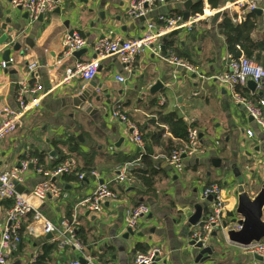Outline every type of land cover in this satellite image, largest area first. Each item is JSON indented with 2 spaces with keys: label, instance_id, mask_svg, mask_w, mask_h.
Segmentation results:
<instances>
[{
  "label": "crops",
  "instance_id": "obj_1",
  "mask_svg": "<svg viewBox=\"0 0 264 264\" xmlns=\"http://www.w3.org/2000/svg\"><path fill=\"white\" fill-rule=\"evenodd\" d=\"M129 1L63 0L59 13L52 10L41 20L32 21L23 10L0 0V62L6 48L11 50L9 57L13 60L7 68L0 66V122L4 119L5 109L15 111L17 108L16 90L18 82L25 77L28 64H37L31 79L40 83L45 93L39 109L26 114L16 131L0 140V165L17 166L21 160L32 158L29 152L33 150L47 152L45 161L49 162L57 150H61L71 154L69 157L77 160L78 167L96 171L98 179L92 176L84 178V181L76 176L55 178L66 196L61 199L48 197L40 210L57 229L63 220L74 222L85 251L103 262L132 264L133 250L144 252L153 244H160L166 264H262L226 238L220 244L217 238L209 236L204 246H212L213 251L204 261H195L199 250L189 245L191 233L196 228V225L188 223L194 204L203 206L204 216L210 211L211 201L201 199L205 187L215 183L223 190L228 212L236 203V175L254 185V193L264 180V147L259 128L248 119L243 107L234 101L224 84L211 79L226 70L231 58L217 31L221 16L211 24L212 15L216 11L227 12L232 21L239 24L248 12L246 1L221 0V6L212 9L207 0H199L207 17L195 23L190 30L182 29L177 36L168 38L165 54L159 48V53L147 51L138 55L130 72L124 70L117 58L108 57L101 60L92 80H73L70 85H59L67 67L93 58L90 48H86L79 59L62 55L63 37L71 30L78 32L89 44L101 37L128 39L144 33L147 21L158 24V17L168 15L171 10L185 11V1L166 0L164 4L153 6L145 17L133 18L127 14ZM194 1L198 0H191V4ZM254 3L260 5L264 0ZM257 17L258 25L251 34L254 39H260L264 34L261 14ZM65 22H69L68 25ZM10 34L15 38L12 46L8 47ZM169 40L173 42V50L166 47ZM15 44L19 45L16 50L13 49ZM179 52L188 55L189 61H186L195 67L197 74L188 76L164 59L169 53L177 56ZM119 74L125 77L124 82L115 80ZM158 81L161 88L151 93V86ZM92 84V98L87 100L90 109L86 112L73 106L71 98L79 96ZM244 87L247 95L261 93L258 96L264 100V82L256 87L254 94L246 84ZM95 96L99 100H95ZM161 96L165 98L163 106L158 105ZM117 103L135 124L146 123L148 132L155 130L154 123L148 120L157 111L174 112L198 129L206 152L186 158L184 170L175 173L165 165L164 158L169 153L170 143L175 148L183 142L174 139L167 132V127L160 125L164 132L152 144V158L158 164L154 167L157 173L151 188L147 190L133 177L129 184L114 182L120 166L127 163L124 156L144 152V146L139 149L129 141V129L112 116ZM262 111L264 114V107ZM249 129L253 131L252 137L246 136ZM68 135H74L78 140L73 152L68 151L67 144L53 143L65 141ZM40 180L41 176L29 168L18 186L22 188L21 192L28 191ZM102 182L108 183L115 198L104 200L100 212L89 210L84 201ZM141 203L149 207V214L139 220L133 236L123 238L126 211ZM8 204L9 200L0 199V234ZM56 235L53 233L47 238V234L36 237L22 234L21 242L9 254L7 264H31L32 258L42 253L44 244L55 243L52 239ZM136 246L138 250H135ZM46 256L49 258L46 264L79 259V253L69 248L61 250L57 247Z\"/></svg>",
  "mask_w": 264,
  "mask_h": 264
},
{
  "label": "built area",
  "instance_id": "obj_2",
  "mask_svg": "<svg viewBox=\"0 0 264 264\" xmlns=\"http://www.w3.org/2000/svg\"><path fill=\"white\" fill-rule=\"evenodd\" d=\"M63 0H9V5L13 8L23 10L30 20H37L39 16H43L59 7ZM246 9L248 11L259 8L261 12V25L264 29V3L256 5L254 2L245 0ZM166 0H130L127 7V14L133 18L145 17L147 12L155 5L164 4ZM240 5V3H239ZM214 12V11H213ZM204 12L197 13L188 20H183V16L161 15L158 17V24L147 21L146 30L140 36L123 39L121 37H101L91 44L87 39L82 37L78 32L72 31L66 33L62 40V55L71 57L75 51L83 48H90L95 57L86 61H77L72 66L67 67L60 79L59 85H70L73 80L88 82L92 80L99 67L101 60L108 57L117 58L124 70L130 72L133 63L138 55L145 52L159 53V40L169 34L173 30L187 31L197 22L205 19ZM14 35L10 34L7 46L10 47L14 41ZM167 63L175 66L183 71L186 75L197 74L195 67L176 56L173 53L164 57ZM13 62L12 58L0 62L2 68H7ZM36 63H30L26 67L25 77L18 82L15 102L16 110H4V119L0 122V140L14 133L21 125L22 118L35 110H38L44 97L43 86L38 82H33L31 75L37 68ZM203 78L202 75L199 76ZM251 77L260 87L264 82V69L256 62L240 57L238 59L230 58L226 70L216 76L211 77L216 81L224 84L230 91L234 101L241 105L251 121L254 122L261 132V141L264 147V100L258 102L253 101L241 95L237 89L244 86L247 78ZM118 82H124L125 77L121 74L115 76ZM165 98L161 96L158 99V105L163 106ZM112 116L123 123L130 131L129 141L135 143L139 149L143 147L141 134L136 124L129 116L122 111L119 103L116 104L112 111ZM246 136L252 137L253 131L246 130ZM206 147L201 141V137L197 128L189 125L186 130V140L178 147L173 148L165 156V165L170 167L175 173L184 170L185 159L194 158L203 155ZM140 156L120 166L115 174L113 181L119 184H129L133 178L129 175L130 168L139 165ZM29 168H33L40 176L41 180L30 190L19 192L17 185L22 183ZM78 168L77 160L74 157L65 159L53 170H42L37 166L35 158L21 160L17 166L2 167L0 165V199L9 200L11 205L5 210V224L0 234V264H7L9 254L12 249L21 242L22 234L32 237L38 235L53 233L57 235L52 239L57 247L61 250L65 248L72 249L79 253V259L66 261L62 264H82L80 258L85 264H111L103 262L94 254L85 251L84 246L78 237L74 222L67 220L61 221L57 229L41 212V204L48 198L55 199L64 198L61 187L55 182V178L63 175H71ZM90 176L98 179L96 171H90ZM78 180H82L85 176L83 172L76 175ZM211 196L210 211L200 219L196 224L195 230L191 233V240L201 241L204 245L214 230L220 227L222 220L226 215V199L223 190L215 183L205 187L201 193V199L206 200ZM115 198V193L109 189L108 183H99L91 196H89L84 204L89 210L101 211V203L104 200ZM149 214V207L145 204H138L125 213L124 226L135 233L138 228L139 220ZM241 250L249 255H257L262 258L261 263L264 264V239L259 242L252 243L248 246H240ZM36 256L31 260V264H36ZM132 264H166L165 252L160 244H153L144 252H137L132 260Z\"/></svg>",
  "mask_w": 264,
  "mask_h": 264
},
{
  "label": "trees",
  "instance_id": "obj_3",
  "mask_svg": "<svg viewBox=\"0 0 264 264\" xmlns=\"http://www.w3.org/2000/svg\"><path fill=\"white\" fill-rule=\"evenodd\" d=\"M186 1V0H181ZM208 4L212 9H218L221 6V0H207ZM189 12L191 15H195L197 13H202V5L200 1H194L190 5ZM183 12L181 10H171L168 15L169 16H182ZM221 20L217 23V31L218 34L223 38L224 44L227 50L229 57L233 59H238L240 57H245L246 59L252 60L257 64L261 65L264 69V34L260 39H254L251 34L256 29L258 25L257 15L252 11H248L244 16V19L239 23H235L232 21V17L227 12L221 13ZM193 29V28H192ZM191 29V30H192ZM173 42L168 41L166 47L169 50H173ZM177 56L183 58L184 60L189 61V57L186 54L181 52L177 53ZM237 91L250 99L253 100H260L263 97L254 94L252 96L247 95L246 88L244 86L237 89ZM123 111V110H122ZM149 123H154L155 130L152 132H148L146 130L147 126L146 123L140 124L136 123L137 128L141 134V138L143 141L144 152L140 153V155L135 154L134 156H124V161H132L140 156L139 165L134 168L129 169V174L131 177L134 178L135 181L141 183L147 190L151 188L152 181L157 173L155 170V165L158 164V161L153 160L154 156V148L153 143L158 140L160 135L164 132L162 126L167 127V132L176 140L180 142H184L186 140V130L187 127L191 124H187L183 120L182 117L177 116L174 112H163V110L157 111L155 116L148 120ZM162 125V126H160ZM192 126V125H191ZM54 144H67L68 151L73 152L76 150L78 145V140L74 135H68L65 141L61 140L59 142H53ZM171 143L169 145L168 152L173 148L171 147ZM32 158L37 160V166L40 167L42 170H53L56 166L62 163L67 157L71 154L64 153L61 150H57L55 156L49 162L45 161V158L48 157V153L45 151H38L33 150L29 152ZM91 168L89 167H78L75 170V173L71 175H63L61 177L70 176L67 178H71V176L75 177L78 173L83 172L84 178L87 179L90 176ZM83 178V179H84ZM82 179V181H84ZM11 205L8 204L9 207ZM19 244V243H18ZM57 244H44L42 246V253L38 254L36 257V264H46L48 261V252H52L54 249L57 248ZM138 246V244H137ZM136 246V247H137ZM139 248H135L138 250ZM145 249H142V251ZM136 254V252L133 250Z\"/></svg>",
  "mask_w": 264,
  "mask_h": 264
},
{
  "label": "water",
  "instance_id": "obj_4",
  "mask_svg": "<svg viewBox=\"0 0 264 264\" xmlns=\"http://www.w3.org/2000/svg\"><path fill=\"white\" fill-rule=\"evenodd\" d=\"M9 4V0H5ZM261 0H250V2L260 3ZM191 4V0H186L184 2V12H183V20L190 19V13L188 11L189 5ZM20 9V8H16ZM1 10V9H0ZM55 12L59 13V7L54 9ZM253 12L257 15H260V9L255 8ZM221 15V11H216L212 15L211 24H215L219 16ZM102 16V15H100ZM42 16L38 17V20H41ZM103 18V17H101ZM68 25L69 22H65ZM106 27H109L107 25ZM72 30L69 32L71 33ZM178 30L171 31L167 37L162 38V44L160 46V50L162 54H165V43L168 38L178 35ZM19 45L15 44L13 49H18ZM86 48L75 51L72 56L75 59H79L80 56L86 52ZM11 50L6 48L2 52V59L8 60ZM95 57V54H93ZM246 86L250 89L251 93L254 94L257 83L251 78H247ZM162 84L158 81L153 84L150 88L151 93H155L161 88ZM94 85H88L85 90L79 95L71 98V104L75 107H79L86 112L90 109L87 107V100L91 99ZM104 91L105 89L102 88ZM259 93L258 95H260ZM95 100H99L98 96H95ZM248 119H251L250 117ZM219 166V165H218ZM217 166V167H218ZM236 203L232 210L226 212L225 218L222 220L220 227L217 230H214L211 233L212 237L217 238L218 242L221 244L223 239H227L230 243L238 245V246H248L252 243L259 242L264 239V180L260 185V188L254 193V185L247 183L244 179L236 175ZM17 190L19 192L22 191V188L17 185ZM211 196L206 198L207 201H211ZM194 211L188 218V223L191 226H195L200 219H204L203 215V206L199 203L194 204ZM134 233L128 228L123 238H128L129 236H133ZM51 237V233L47 234V238ZM189 245L198 249V253L196 255L195 261L198 262L204 261L210 257L213 251L212 246H204L201 241L190 240ZM206 255V256H203ZM254 258L258 261H262L260 256L254 255ZM82 264H85V261L80 258Z\"/></svg>",
  "mask_w": 264,
  "mask_h": 264
},
{
  "label": "rangeland",
  "instance_id": "obj_5",
  "mask_svg": "<svg viewBox=\"0 0 264 264\" xmlns=\"http://www.w3.org/2000/svg\"><path fill=\"white\" fill-rule=\"evenodd\" d=\"M172 149H173V148H172ZM172 149H171V150H172Z\"/></svg>",
  "mask_w": 264,
  "mask_h": 264
}]
</instances>
